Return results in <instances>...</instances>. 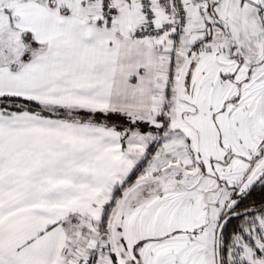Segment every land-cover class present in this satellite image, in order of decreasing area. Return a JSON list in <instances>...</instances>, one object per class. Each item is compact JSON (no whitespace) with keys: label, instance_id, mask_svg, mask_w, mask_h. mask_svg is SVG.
Returning a JSON list of instances; mask_svg holds the SVG:
<instances>
[{"label":"snow or ice","instance_id":"snow-or-ice-1","mask_svg":"<svg viewBox=\"0 0 264 264\" xmlns=\"http://www.w3.org/2000/svg\"><path fill=\"white\" fill-rule=\"evenodd\" d=\"M0 264H264V0H0Z\"/></svg>","mask_w":264,"mask_h":264}]
</instances>
